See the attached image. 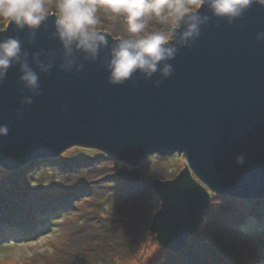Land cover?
<instances>
[{
  "label": "water",
  "instance_id": "1",
  "mask_svg": "<svg viewBox=\"0 0 264 264\" xmlns=\"http://www.w3.org/2000/svg\"><path fill=\"white\" fill-rule=\"evenodd\" d=\"M53 30L50 17L34 42H29L27 29L15 25L0 33V39L19 37L31 63L33 52L59 53ZM260 31L264 7L256 4L231 24L213 17L195 43L170 61V77L161 79L157 73L145 80L137 75L123 85L108 81L107 48L95 61L81 56L79 73L62 71L57 54L52 70L40 74V94L31 105L20 103V71L13 66L0 84V124L9 127L0 137V167L14 170L67 148H95L130 167L118 168V178L137 182V167L147 155L182 154L185 165L172 179L151 182L160 203L149 226L162 247L178 251L202 221L210 192L264 197V40L256 39ZM156 80L161 81L158 86ZM24 94L30 95L27 90ZM240 155L243 164L237 163Z\"/></svg>",
  "mask_w": 264,
  "mask_h": 264
},
{
  "label": "rangeland",
  "instance_id": "2",
  "mask_svg": "<svg viewBox=\"0 0 264 264\" xmlns=\"http://www.w3.org/2000/svg\"><path fill=\"white\" fill-rule=\"evenodd\" d=\"M114 29L121 31L119 22ZM110 35L116 38L112 30ZM101 154L108 157L95 148H67L58 156L41 158L44 160L54 159L55 164L59 166L43 168L44 170L29 166L31 176L27 175L28 177H26V174L20 176L21 181L23 180L25 183L27 181V184H25L26 187L28 185L27 188L29 189L26 190L29 191L25 199L27 201L24 200V197H21L18 200L19 202H16L21 207L15 206L17 210L14 212L15 214L17 212H20L21 215L25 214L31 209L29 207L32 205V201H35L37 207H44L45 205L41 206L36 203L39 200H35L36 194H41L44 191L60 190L65 195V191H67L69 201H66V209H61V211L50 210L55 212L53 216L49 217L54 218L53 222L45 219L44 225L37 226L31 231L30 235L18 238L13 234L8 241H0V264H158L161 261L160 255L164 253V247L156 242L148 231L145 236L139 235L140 232H138L137 226L141 224L140 228L142 229L144 223L141 219L145 218L147 212L148 218L151 217L152 219L153 214L159 208L160 201L157 203L158 196L153 190L152 180L156 179L157 173L160 172H167L175 176L185 165L183 155L174 153L167 156L166 159H160L163 156L153 154L156 157L151 158L150 162H144L142 170L139 171L138 169L140 175L138 181L149 180L150 182V188L142 193L144 197L149 198V201H146L147 203L144 206L142 205L146 210V214L140 217L139 214L132 213L129 217L128 208L133 210L134 205L139 204L136 203V199L132 197V194L128 192L129 196L126 194L113 195L111 187H109L112 184L105 183L107 181L103 179L104 184L101 182L100 185V182L90 179L89 176L91 178H104L106 172L113 173L114 171L115 174L118 168L130 167L125 162L115 160L109 156L101 160L102 162L99 165L101 170L96 172L95 168L97 167H95V164L97 162L95 158L100 157ZM153 155H147L146 157ZM84 159L88 160L84 161ZM60 162H68L69 164L66 165L72 166L73 169L64 172ZM0 169L2 170L0 179H3L5 174L12 177L13 172L17 174L20 171L17 169L8 170L2 167ZM173 177L163 178L161 176L157 179L167 180ZM36 188L39 191L34 194L33 190L36 191ZM141 189L142 187H137L129 191L131 193L134 190L135 193H140ZM150 191H153L156 196L153 197ZM13 193L14 190H12ZM217 195L227 199L214 204L211 216L214 217V220L204 223V225H201L200 222V226L198 225L196 231L187 239L186 245L178 251H172L171 258L173 259H169V263L231 264L233 262L231 259L237 257L236 254L232 258L229 256L225 258L226 252L221 255L224 250L230 248L231 238L235 247L233 249L238 252V262H235L236 264H247L246 261L251 255L250 264H264V208L252 207V209H249L251 205L245 207L246 205L243 203H236L237 199L240 198ZM258 198L264 201V197H254L253 199ZM119 200H122L123 204H120ZM22 201L28 205V208L23 205ZM114 204H120L125 208L122 214L121 211L116 212L118 218H111V214L107 216L103 213L112 210ZM222 210L229 218L223 216ZM31 214L36 215V218H46L50 215V213L40 208L33 209ZM120 214L121 217H119ZM219 218L226 220V225ZM212 224H217L220 231L215 232L212 229L214 226ZM0 225L4 224L1 223ZM131 226H134V228H131ZM121 245H124L125 249L120 248ZM208 248L213 251L210 252ZM187 253H196L193 263L184 260L187 258Z\"/></svg>",
  "mask_w": 264,
  "mask_h": 264
},
{
  "label": "clouds",
  "instance_id": "3",
  "mask_svg": "<svg viewBox=\"0 0 264 264\" xmlns=\"http://www.w3.org/2000/svg\"><path fill=\"white\" fill-rule=\"evenodd\" d=\"M254 4L264 7V0H0V33L15 25L18 30L27 29L29 42H34L41 25L51 17V36L61 45L59 53L33 52L30 63L19 37L0 39V84L9 69L18 65L20 103L31 105L40 94V74L52 70L57 54L62 71L79 73L81 56L95 61L105 48L109 49L104 66L110 84L123 85L137 75L149 80L157 73L166 79L174 71L170 61L181 48L195 43L202 26L213 17L231 24ZM118 22L120 34L112 39L110 31ZM256 39L264 40V31L257 32ZM16 116L20 118L22 112L18 110ZM8 132V125L0 124V137ZM236 159L244 163L243 155Z\"/></svg>",
  "mask_w": 264,
  "mask_h": 264
},
{
  "label": "trees",
  "instance_id": "4",
  "mask_svg": "<svg viewBox=\"0 0 264 264\" xmlns=\"http://www.w3.org/2000/svg\"><path fill=\"white\" fill-rule=\"evenodd\" d=\"M112 32H113V34H115L114 35L115 37H117L120 34V31H117L116 29H112ZM153 157H156V156L153 155V156L146 157V159L143 160L139 164V166H138L139 171H140V169L142 170L144 162H146V163L150 162L149 160ZM105 158H108V157H106L102 154L100 155V157L95 158L96 159L95 161L97 162L95 164L96 166L94 165L95 167H97V168H95L96 172H100L101 167H99V165L102 162L101 160L105 159ZM164 158L166 159L168 157L167 156L160 157V159H164ZM86 160H88V159H84V161H86ZM42 163H44V165H42ZM60 164H61L60 166L62 167L64 172L66 170L73 169L72 166L66 165V164H69L68 162H60ZM29 166H32L33 168L39 167L40 169L44 170V169H47L50 167L54 168V166H59V165L55 164L54 159L34 160L30 163H26V164L22 165L19 169H17L18 171L20 170L19 172H17L18 178H17L16 172H13L12 177H10V175H8V174H5L3 179H0V224L1 223L4 224V225H0V241H8V239H10V237L13 236V234L15 235V237H18V238L22 237V236L30 235V233H32L31 231L34 230L37 226L41 227L44 225L43 222L45 219L53 222L54 218H49V217L53 216L55 214V212H51L50 211L51 209H54L56 211H58V210L61 211V209L62 210L66 209V205H67L66 201H69L68 200L69 195H68L67 191H65L66 195L63 194V192L60 190L59 191L58 190L44 191L41 194L37 195L36 193L39 191V189L36 188V191L33 190L34 194H36L35 200H39V201H36V203H38L41 206H44V205L45 206L44 207H37V205L34 203L35 201H32V205L29 207V209L30 208L31 209L25 213L26 215L25 214L21 215L20 212L19 213L17 212V214L14 213L17 211L15 208L16 205L21 207V205H19L16 202H19L18 200H20L21 197H24V200H25L27 198V194L29 193V191L28 192L26 191V190H29L27 188L28 185H27V187L25 186V184H27V181L25 183V182H23V180L21 181V179H20V176H25V174H26V177L31 176V170L29 169ZM1 171L2 170L0 169V173H1ZM161 176L163 178H170V176L173 177L174 175H170L167 172H160V173H157L156 178L157 177L160 178ZM103 177L104 178H100V177L91 178L89 176L90 179L100 182V185H101V182L103 183V181H104L103 179H105L107 181L105 183L112 184L113 187L112 186H109V187H111L113 195H115V194L116 195L126 194L127 196H129V194H132V197H134L136 199L135 200L136 203H139V204H137V206L134 205L133 210H131V208H128L129 210H127V211H129V215H128L129 217L132 215V213L139 214L140 217L143 216L144 214H146V210H144L143 206L149 201V198L147 196L144 197L142 195V193L150 188L149 180L144 181V182H143V180H140L138 182H133V183L125 182V181L117 178L114 174V171H113V173L106 172L105 176H103ZM5 180H7L9 182H6ZM14 180H16V181H14ZM142 182H143V184H142ZM137 187H142V189L140 190V193H135L134 190L130 193V191H129L130 189H134ZM119 189H121V190H119ZM12 190H14L13 194H12ZM128 192H129V194H128ZM150 192H151L150 194L153 195V197L156 196V194L153 191H150ZM210 197H211L210 202L208 204V208H207L205 214L203 215L201 225H204V223H208V222H211V220H214V217H211L214 204L221 203L225 199H227V198H223L222 196H219V195L214 194V193H210ZM217 197H218V200H217ZM151 199H153V198H151ZM237 200H238L236 202L237 204L243 203L246 205L245 207H250V205H251V208H249V209H252V207L264 208L263 207L264 201L261 198L253 199V198L248 197V198H240ZM25 201H27V200H25ZM232 201H235V200H232ZM119 202H120V204H123L122 200L121 201L119 200ZM22 203L25 207L28 208V205L24 201H22ZM157 203H159L158 198H157ZM120 204H114V206H112V210L104 211L103 213L107 216H109L111 214V216H110L111 218H118V216L116 215V212L121 211V214H122L125 211V208ZM130 206H132V205H130ZM241 206H244V205H241ZM35 208H40L42 210H45L46 212L50 213V215L47 216L46 218H43V217L36 218V215L31 214L33 212V209H35ZM222 212H223V216H225V218L226 217L229 218V216L226 215V213H224L223 210H222ZM121 214L119 217H121ZM147 214H148V212H147ZM147 214H146L145 218L141 219L142 222L144 223L143 228L142 229L140 228L141 224H139L137 226V230H138V232H140L139 235H141V236H143V235L145 236L149 232L148 228H149V224L151 222V220H150L151 217L149 219ZM204 218H205V220H204ZM122 219H124V218H122ZM219 220L226 225V220H224L222 218H219ZM28 224L30 227L27 226ZM212 226H213L212 229L215 232L220 231V229L217 228L218 227L217 224L216 225L212 224ZM131 228H134V226H131ZM48 229H50V228H48ZM149 234L152 236L153 239H155L153 234H151L150 232H149ZM213 234L215 235V233H213ZM189 240H192V239H189ZM230 240H231L230 248L227 249L226 251L224 250L223 253L221 252L222 253L221 255L225 254V252H226L227 254H226V256H224L225 258L227 256L232 258L235 254L238 257V252L233 249V248H235L234 244L232 242L233 240L231 238H230ZM122 247L125 249L124 245H121L120 248H122ZM208 249L210 252L213 251L210 248H208ZM172 254H173L172 251L164 248V253H162L160 255L161 261L158 264H176V263H169V261H170L169 259H173V258H171ZM195 256H196V253H194V254L193 253H191V254L187 253V258L184 260L185 261L189 260L193 263V259ZM251 256H250V258H251ZM217 257H219V256H217ZM237 257L231 259V261H233V262H231V264H236L235 262H238ZM250 258L246 261L247 264H250V261L252 260ZM182 264H185V262H183Z\"/></svg>",
  "mask_w": 264,
  "mask_h": 264
}]
</instances>
